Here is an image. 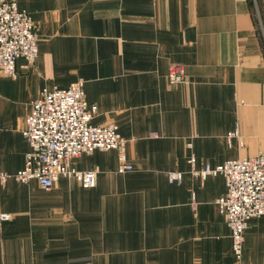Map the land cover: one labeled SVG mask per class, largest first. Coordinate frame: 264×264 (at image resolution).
I'll list each match as a JSON object with an SVG mask.
<instances>
[{
  "label": "crops",
  "instance_id": "obj_1",
  "mask_svg": "<svg viewBox=\"0 0 264 264\" xmlns=\"http://www.w3.org/2000/svg\"><path fill=\"white\" fill-rule=\"evenodd\" d=\"M15 1L39 53L0 76V169L24 167L40 91L78 81L98 107L92 122L118 124L133 168L118 172V151L97 149L73 160L97 170L91 188L9 178L0 264H264V215L238 258L217 204L224 175L193 173L264 153V0ZM175 64L182 82L170 81Z\"/></svg>",
  "mask_w": 264,
  "mask_h": 264
},
{
  "label": "built area",
  "instance_id": "obj_2",
  "mask_svg": "<svg viewBox=\"0 0 264 264\" xmlns=\"http://www.w3.org/2000/svg\"><path fill=\"white\" fill-rule=\"evenodd\" d=\"M39 36L31 15L18 7L15 0H0V76H18V61L23 68L34 64L39 53ZM172 83L184 80L181 65H172ZM98 107L90 104L83 82L65 88H43L32 101L24 120L22 133L30 144L25 165L13 175L0 169V194L9 178L20 182L37 180L45 190H51L61 176L73 178L83 187L96 185L97 170H79L73 160L100 150L118 151V172L133 168L127 162L126 139L115 122L94 124ZM192 164L195 158L192 157ZM194 169V168H193ZM195 175L222 173L226 193L217 200L219 210L226 215L233 249L238 258L243 251L244 232L249 220L264 215V153L244 159H232L217 165L193 170ZM170 178L181 182L180 172ZM9 214H2L7 219Z\"/></svg>",
  "mask_w": 264,
  "mask_h": 264
},
{
  "label": "rangeland",
  "instance_id": "obj_3",
  "mask_svg": "<svg viewBox=\"0 0 264 264\" xmlns=\"http://www.w3.org/2000/svg\"><path fill=\"white\" fill-rule=\"evenodd\" d=\"M127 162H128V160H127ZM129 163V162H128ZM132 165V164H131ZM245 233V232H244ZM244 241H245V235H244ZM243 245H244V242H243Z\"/></svg>",
  "mask_w": 264,
  "mask_h": 264
}]
</instances>
